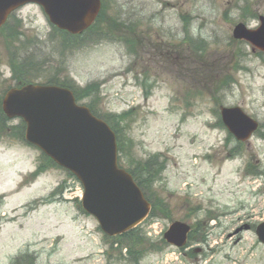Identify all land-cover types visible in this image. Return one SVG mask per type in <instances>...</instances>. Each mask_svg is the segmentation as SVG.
Wrapping results in <instances>:
<instances>
[{
	"label": "rangeland",
	"instance_id": "obj_1",
	"mask_svg": "<svg viewBox=\"0 0 264 264\" xmlns=\"http://www.w3.org/2000/svg\"><path fill=\"white\" fill-rule=\"evenodd\" d=\"M102 1L97 31L66 45L40 6L16 11L0 33V102L16 86L14 61L35 84H95L81 104L102 117L127 113L121 167L154 156L163 165L138 227L144 246L131 256L125 243L112 247L79 209L77 178L11 133L0 140V264L24 252L34 264H264V54L233 38L238 24L259 27L264 0ZM221 107L241 108L259 131L239 146ZM39 165L46 171L34 177ZM175 222L192 228L187 249L163 244Z\"/></svg>",
	"mask_w": 264,
	"mask_h": 264
},
{
	"label": "water",
	"instance_id": "obj_2",
	"mask_svg": "<svg viewBox=\"0 0 264 264\" xmlns=\"http://www.w3.org/2000/svg\"><path fill=\"white\" fill-rule=\"evenodd\" d=\"M28 4L42 7L54 27L73 36L86 32L102 10L101 0H0V28ZM259 20L256 30L238 24L233 31L234 39L250 43L254 52H264V17ZM2 109L8 119L24 121L27 143L77 178L84 190L82 209L107 237L126 234L148 218L152 205L132 175L120 167L114 131L79 105L71 90L33 84L13 88L6 93ZM221 119L238 142L249 141L259 128L239 107L221 108ZM190 232V226L175 222L164 240L183 248ZM256 234L264 244V223Z\"/></svg>",
	"mask_w": 264,
	"mask_h": 264
},
{
	"label": "trees",
	"instance_id": "obj_3",
	"mask_svg": "<svg viewBox=\"0 0 264 264\" xmlns=\"http://www.w3.org/2000/svg\"><path fill=\"white\" fill-rule=\"evenodd\" d=\"M104 15H105V9L103 8V10H102L98 20L94 24V26L90 30H88L85 34H83L82 36L74 37V36H70L66 33L60 32L64 37L63 43H65V45H66V42L74 43V42H76V40H79V39L84 38L85 36H88L89 34H91V32L97 31L98 25L101 23ZM13 18H14V15L11 17V19H13ZM108 25H109V27L112 28L113 26L116 25V23L113 20ZM119 26H122L125 29V27L122 24H120ZM119 28H121V27H119ZM7 29L12 30V29H10L9 23L6 25V30ZM54 30L57 31L56 29H54ZM12 66H13V73H14L15 78H16V86L32 83V81L27 79V68L24 65H22L21 63L17 64L14 61H12ZM49 84L60 86L63 88H68V89L72 90L78 103H81L82 100L87 99L89 97H92L97 93L95 88H94L95 84H89L84 89L76 88L74 82H72L71 80H66V81H62V82L55 80V81H50ZM86 106H88V108L91 110V112L95 116L103 119L106 123H108L109 126L112 128V130L115 132V134L117 136L119 153L121 154L124 150V147H125V141L123 139V129L119 125H121L123 122L127 121V115L128 114L124 113L122 115H113V116H109V117H102L101 115L98 114V112L96 111L93 104H87ZM10 123H11V121L2 112L1 102H0V140L10 139L11 138L10 134L15 133L18 141L27 144L25 141V137H24L25 136V129H26L24 122L21 121L15 127L11 126ZM241 145L242 144H239V146H241ZM42 157L44 159H46V161L50 164V166L56 167V165L49 158H47L45 155L42 154ZM162 166H161V163L158 162L157 156H154L150 160L146 161L145 163H140V162L135 163L134 170L128 171L133 176V178L136 181V183L138 184V186L142 189V191L144 192L146 198L148 199V201L150 203H151V197L149 196L150 189H151L150 184L152 181L156 180L157 177H155V176L157 174H160V172L162 171ZM46 168L47 167H45L43 165H39L37 170L34 172L33 176L39 177L43 172L46 171ZM61 193H62V188H58L54 192H52L47 198H45L42 202L43 203H45V202L52 203L57 197H60L62 195ZM151 204H153V203H151ZM79 209L83 213H85L82 210L80 204H79ZM138 231H139V229L136 228V229H134V230L122 235V236L115 237V238L106 237V239L112 242V247L114 246L113 244L118 246L120 244L125 243L126 247L128 248L129 254L131 256V254H134V251L132 250V248L142 249L144 246V239L142 238V235H140L138 233ZM191 234L189 237V244L192 241V235ZM163 244H165V242H163ZM150 250H156V249L151 248ZM135 254H136V252H135ZM34 262H35V258H33L28 252H24L23 254L16 257L12 261V264H34Z\"/></svg>",
	"mask_w": 264,
	"mask_h": 264
},
{
	"label": "flooded vegetation",
	"instance_id": "obj_4",
	"mask_svg": "<svg viewBox=\"0 0 264 264\" xmlns=\"http://www.w3.org/2000/svg\"><path fill=\"white\" fill-rule=\"evenodd\" d=\"M1 32L3 31V27H2V30H0ZM262 223H264V222H262ZM261 224V223H260ZM256 229H257V227H256ZM257 239H258V242H259V244L260 245H262V246H264V244H262L261 242H260V240H259V238L257 237Z\"/></svg>",
	"mask_w": 264,
	"mask_h": 264
}]
</instances>
